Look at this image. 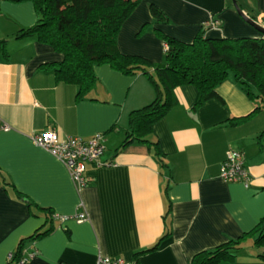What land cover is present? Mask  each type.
I'll return each instance as SVG.
<instances>
[{"label": "crops", "instance_id": "obj_1", "mask_svg": "<svg viewBox=\"0 0 264 264\" xmlns=\"http://www.w3.org/2000/svg\"><path fill=\"white\" fill-rule=\"evenodd\" d=\"M237 2L259 25L264 0ZM15 5L14 23L0 14V42H7V56L0 54V264H7L21 240L49 228L47 211L54 214V230L27 245L35 252L28 264H98L101 257L191 264L197 254L261 223L264 148L258 137L264 111L239 126L228 124L257 106L232 76L217 89L218 98L196 111L197 89L176 88L175 105L153 126L150 141L157 147L121 148L129 115L155 100L154 86L142 74L125 76L103 65L95 69L93 91L78 99L75 85L41 69L61 62V54L35 37L15 39L38 19L31 3ZM151 5L166 14L167 24H155ZM210 21L217 26H207ZM156 28L185 42L201 29L209 38L264 37L238 15L232 0H142L121 28V52L163 63L167 45ZM48 130L60 139L103 134L101 161L109 166L88 165L86 186H77L61 161L33 144V136ZM230 150L245 154L250 187L220 179ZM81 214L87 219L79 222ZM261 251L249 242L235 264H264Z\"/></svg>", "mask_w": 264, "mask_h": 264}, {"label": "trees", "instance_id": "obj_2", "mask_svg": "<svg viewBox=\"0 0 264 264\" xmlns=\"http://www.w3.org/2000/svg\"><path fill=\"white\" fill-rule=\"evenodd\" d=\"M141 1L17 0L14 2L31 3L38 19L32 27L19 31L15 39L35 37L61 54V62L44 64L41 69L51 70L59 83L75 85L78 99L93 91L97 83L95 69L103 65L125 76L142 74L148 78L156 91L155 100L129 115L121 148L133 144L157 147V143L150 141L153 126L175 105L174 91L180 86L191 85L197 89L193 108L196 111L207 101L218 98L217 89L232 76L257 106L251 114L234 118L228 124L239 126L264 111V37L209 38L201 29L191 42H185L156 28V35L167 45L165 61L156 64L142 56L123 54L118 44L123 24ZM150 11L157 26L169 22L159 7L151 5ZM6 45V41L0 42L3 56H7ZM263 138L264 132L258 137L261 148H264ZM46 219L49 228L21 240L7 264H19L27 259L31 253L27 245L54 230V214L47 211ZM249 242L262 250L258 257L264 261V219L240 238L197 254L191 264H235Z\"/></svg>", "mask_w": 264, "mask_h": 264}, {"label": "built area", "instance_id": "obj_3", "mask_svg": "<svg viewBox=\"0 0 264 264\" xmlns=\"http://www.w3.org/2000/svg\"><path fill=\"white\" fill-rule=\"evenodd\" d=\"M0 1H17V0H0ZM209 27H216L217 23L210 21L207 23ZM259 26L264 29V18H260ZM32 142L37 147L49 152L56 159L61 161L70 173L73 182L84 187L87 183L85 175L88 165L106 166L101 161L106 147L104 145V135L96 134L90 140H84L80 137H68L60 139L55 130H48L42 134L32 137ZM219 177L226 183L243 184L246 188L250 187L251 177L245 165V154L241 151L230 150L227 152L223 161ZM61 221H66L68 218L58 217ZM79 222L86 220V215L81 214L77 217ZM35 256V252L28 254V258L20 261L19 264H28ZM13 259L10 254L8 262ZM98 264H139L138 262H128L122 258H99Z\"/></svg>", "mask_w": 264, "mask_h": 264}, {"label": "rangeland", "instance_id": "obj_4", "mask_svg": "<svg viewBox=\"0 0 264 264\" xmlns=\"http://www.w3.org/2000/svg\"><path fill=\"white\" fill-rule=\"evenodd\" d=\"M15 3H18V2H14V1H0V14L3 15V16L8 17L9 19H11L12 23H14L13 22L14 19H13L12 13L16 12L14 9H12L13 7H16ZM254 32L258 36H261V34L259 32L255 31V30H254Z\"/></svg>", "mask_w": 264, "mask_h": 264}, {"label": "water", "instance_id": "obj_5", "mask_svg": "<svg viewBox=\"0 0 264 264\" xmlns=\"http://www.w3.org/2000/svg\"><path fill=\"white\" fill-rule=\"evenodd\" d=\"M232 4L237 11L238 15L252 28L257 30L259 33H261L264 36V29L261 28L258 24H256L251 18H249L244 12L242 11L241 7L239 6L237 0H232Z\"/></svg>", "mask_w": 264, "mask_h": 264}]
</instances>
